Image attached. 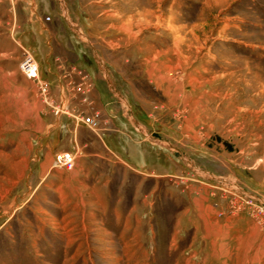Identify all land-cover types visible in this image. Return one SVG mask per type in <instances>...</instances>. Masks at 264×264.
Here are the masks:
<instances>
[{
    "label": "rangeland",
    "instance_id": "rangeland-1",
    "mask_svg": "<svg viewBox=\"0 0 264 264\" xmlns=\"http://www.w3.org/2000/svg\"><path fill=\"white\" fill-rule=\"evenodd\" d=\"M127 11L149 24L99 37L100 52L72 31L84 65L68 87L97 93L62 106L39 18L70 43L58 19L75 30ZM137 42H189V79L122 67ZM263 252L264 0H0V264H264L251 257Z\"/></svg>",
    "mask_w": 264,
    "mask_h": 264
},
{
    "label": "crops",
    "instance_id": "crops-1",
    "mask_svg": "<svg viewBox=\"0 0 264 264\" xmlns=\"http://www.w3.org/2000/svg\"><path fill=\"white\" fill-rule=\"evenodd\" d=\"M129 1L130 0H126L127 4L129 3ZM137 1H140V0H137ZM140 8L141 7L138 6L139 12H140ZM111 17L112 18L114 17L113 14L111 15ZM90 19L89 17H87L85 19L86 20L85 24H83L82 26H79V29H75V30L69 29L64 24H62L63 22L61 23L62 21L61 18L58 19L57 21L58 24L62 26L64 31H66V33L71 39V42L67 43L65 40H63L62 38L58 36L59 33L57 30V27L55 23L53 22L55 20L51 19L49 21V24H45L44 21H42L39 18V21L41 22L40 28L42 30H46L47 35L49 37V39L47 40L46 48L41 47L43 48V53H44L43 58L41 59L42 72L43 74H47L48 79H49L48 81L50 84L52 85L56 84L57 86L56 88L58 91L57 93H58V96L60 97V103L62 104V106H66V108L68 109L69 108L74 109L77 107L81 108L82 106H85L87 103H92L93 101L96 100V96L93 95V93L95 92L97 93V91L95 90V87L93 86V87H89L87 89L82 90L79 93L80 95L77 96V91H71L68 87V84L72 82L70 79L78 77L74 69H80L79 66L82 67L84 65L83 62L80 60L79 53L77 52L75 44L72 41L71 36L73 32L75 31L79 36L84 37L85 39L83 40H86L87 43H89V46L91 47L92 52L96 53V52H100V48L98 47L99 37L103 39L106 35L112 36L115 33L116 35H119V36L121 35L122 41L126 39L130 40L131 37L139 36L141 31L145 29L146 25H148L150 22L149 20H147V18L144 15L143 16L139 15V16H136L135 18L131 16V14L128 13V11H127V15L122 18V21L119 24L111 23V25H107V24L105 25L102 19H100L99 21L98 17L96 19H92V18ZM99 24H100V27H99ZM187 34H189V29L187 30ZM137 43L138 44H135L134 47L132 48L128 47L127 49L125 48L123 50V55H122L123 58H122V64H121L122 67L136 66L138 68H145V73H147L148 75L153 74V76L160 74L168 66L171 68L184 67L187 69L186 76L189 79V42L188 43L186 42L185 44L176 43L174 44V46L168 47V48H163L161 47V45H158V46L154 45L153 47L148 48L145 45V43H139V42ZM82 50L78 49V51H81V55L85 57V61L87 62L86 58L88 55L86 53V50L85 51L84 50L82 51ZM131 51H133L134 54L136 53V56H137V59H134V61L131 60L130 58ZM149 51L151 53L147 54V52ZM169 52L176 53V56H175L176 58L173 61V63L168 57ZM93 56H94L95 61L97 62L98 60L95 54H93ZM101 57L105 58L103 55ZM150 68H158V71H151ZM148 71H151V72H148ZM74 80H77V78ZM157 87L160 90V86H157ZM133 98L135 97L133 96ZM128 103L130 102L128 101ZM138 104L140 103L138 102ZM128 106H130V104ZM97 113H98V110H96V114ZM131 113L134 116L132 111ZM140 113L142 112L138 110L137 114L140 115ZM252 231H250L244 237L245 239L240 241L244 244V247L240 248L243 253H246L247 245L251 244L254 241V238H252ZM251 257L255 259H264V252L257 253V254L255 253V255L254 256L251 255Z\"/></svg>",
    "mask_w": 264,
    "mask_h": 264
},
{
    "label": "built area",
    "instance_id": "built-area-1",
    "mask_svg": "<svg viewBox=\"0 0 264 264\" xmlns=\"http://www.w3.org/2000/svg\"><path fill=\"white\" fill-rule=\"evenodd\" d=\"M32 67V70H31ZM21 69L28 75V76H36V69H37V64L32 58L30 54L26 55V58L23 60L21 64ZM35 70V71H34ZM86 121H91L90 117L85 118Z\"/></svg>",
    "mask_w": 264,
    "mask_h": 264
},
{
    "label": "bare ground",
    "instance_id": "bare-ground-1",
    "mask_svg": "<svg viewBox=\"0 0 264 264\" xmlns=\"http://www.w3.org/2000/svg\"><path fill=\"white\" fill-rule=\"evenodd\" d=\"M31 70H32V67H31Z\"/></svg>",
    "mask_w": 264,
    "mask_h": 264
}]
</instances>
